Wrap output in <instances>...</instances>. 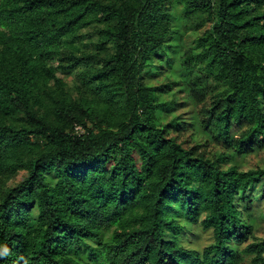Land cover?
Instances as JSON below:
<instances>
[{
	"label": "trees",
	"instance_id": "16d2710c",
	"mask_svg": "<svg viewBox=\"0 0 264 264\" xmlns=\"http://www.w3.org/2000/svg\"><path fill=\"white\" fill-rule=\"evenodd\" d=\"M262 150L264 0H0V264H264Z\"/></svg>",
	"mask_w": 264,
	"mask_h": 264
},
{
	"label": "rangeland",
	"instance_id": "374dc122",
	"mask_svg": "<svg viewBox=\"0 0 264 264\" xmlns=\"http://www.w3.org/2000/svg\"><path fill=\"white\" fill-rule=\"evenodd\" d=\"M72 78H68L71 81ZM185 112V111H183ZM81 130V129H80ZM244 169L256 167V166H264V150L259 153H254L248 156L244 162ZM24 177V173H20L12 184L20 182ZM186 234H184L183 243L186 247L196 248L202 251L207 245L211 244L213 241V234L211 231H205L202 229L201 225H194L188 228ZM257 237L260 239H264V224H262L256 233ZM249 264V260L245 263Z\"/></svg>",
	"mask_w": 264,
	"mask_h": 264
},
{
	"label": "built area",
	"instance_id": "2783aa9c",
	"mask_svg": "<svg viewBox=\"0 0 264 264\" xmlns=\"http://www.w3.org/2000/svg\"><path fill=\"white\" fill-rule=\"evenodd\" d=\"M77 129H79V128H77Z\"/></svg>",
	"mask_w": 264,
	"mask_h": 264
}]
</instances>
